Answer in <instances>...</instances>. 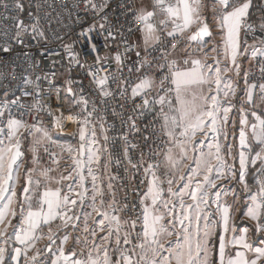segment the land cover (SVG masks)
I'll use <instances>...</instances> for the list:
<instances>
[{
    "label": "snow or ice",
    "instance_id": "snow-or-ice-1",
    "mask_svg": "<svg viewBox=\"0 0 264 264\" xmlns=\"http://www.w3.org/2000/svg\"><path fill=\"white\" fill-rule=\"evenodd\" d=\"M0 68V264H264V0H0Z\"/></svg>",
    "mask_w": 264,
    "mask_h": 264
},
{
    "label": "built area",
    "instance_id": "built-area-1",
    "mask_svg": "<svg viewBox=\"0 0 264 264\" xmlns=\"http://www.w3.org/2000/svg\"><path fill=\"white\" fill-rule=\"evenodd\" d=\"M173 2H175V0H173ZM258 2H259V0H258ZM24 3L27 5V4H28V0H24ZM253 15H255L254 17H259L260 13H259V9H258V8L255 9V11H253ZM250 42H251V39H250ZM37 58L39 59L38 56H37ZM55 59H59V57H55ZM42 63H43V66H44V70L47 71V70H48V68H47V61H43ZM248 68L251 69V73H252L253 75H258V68H257V67H254L252 64H248ZM10 71H11V69H8V70H7V72H9V73H10ZM25 71H31V69H26V68L17 69V72H25ZM0 73H5V70L2 69V68H0ZM17 78H18V77H17ZM17 78H13V84H15V79H17ZM63 79H64L63 76H60V75L57 76V80H58V81H61V82H62ZM0 86L7 87V84L3 81V77H2V76H0ZM257 101L260 102L259 99H258V97H257ZM74 127H76L75 124H74ZM56 132H57V130H56ZM54 134H55V133H54ZM157 134H158V135L160 134L159 125H157ZM70 135H71V134H70ZM70 135L60 134V136H63V137H64V136L68 137V136H70ZM61 142H63V141H61ZM55 150L58 151V149H55ZM44 162L47 163V158H46V157H45V161H44ZM61 164H63V163H61ZM61 167H63V166L61 165ZM112 171L115 172L116 170H115V169H112ZM138 179H139V177L137 178V180H138ZM137 180H133V181H132L133 186L136 185ZM140 191H144V188L141 187Z\"/></svg>",
    "mask_w": 264,
    "mask_h": 264
},
{
    "label": "crops",
    "instance_id": "crops-1",
    "mask_svg": "<svg viewBox=\"0 0 264 264\" xmlns=\"http://www.w3.org/2000/svg\"><path fill=\"white\" fill-rule=\"evenodd\" d=\"M254 11H255V10H254ZM254 16H255V15H253V17H254ZM254 18H258V17H254ZM216 39L219 40L220 38L217 37ZM209 47H211V45H210ZM221 47H222V45H221ZM212 55H215V54H212ZM208 62H212V61H211V57L209 58V61H208ZM243 67H244V68H248V63H245V64L243 65ZM228 75H229V76H232L233 74H232V73H228ZM257 104L259 105L260 102L257 101ZM235 222L238 223V224L241 226V228H242V226H243V227H244V226H248V225L251 223V222L248 221L247 219H245V220L243 221V223H242L241 220H240V213H239V212H237V215H236V221H235ZM45 243H47V241H41L37 246L43 248V246H44Z\"/></svg>",
    "mask_w": 264,
    "mask_h": 264
},
{
    "label": "rangeland",
    "instance_id": "rangeland-1",
    "mask_svg": "<svg viewBox=\"0 0 264 264\" xmlns=\"http://www.w3.org/2000/svg\"><path fill=\"white\" fill-rule=\"evenodd\" d=\"M69 126H70V122H69ZM69 130V127H68V129H67V131ZM61 132L60 130H57V132H55V134L54 135H59L60 136V134H66V135H69V133L68 132ZM76 131V127H74V130L72 131V132H75ZM98 135H99V130H98ZM61 137H63V136H61ZM64 137H66V136H64ZM104 143V141H103V138H102V136H100V144H103ZM102 162H103V157H102ZM61 163H64L63 161L61 162ZM62 166H63V164H61ZM238 224V223H237ZM239 225V224H238ZM243 227V226H242ZM77 251L78 252H80V251H82V252H84L85 254L87 253V249H80V248H78L77 249Z\"/></svg>",
    "mask_w": 264,
    "mask_h": 264
},
{
    "label": "bare ground",
    "instance_id": "bare-ground-1",
    "mask_svg": "<svg viewBox=\"0 0 264 264\" xmlns=\"http://www.w3.org/2000/svg\"><path fill=\"white\" fill-rule=\"evenodd\" d=\"M73 130H74V124H71V122H70L69 130L67 131V132L69 133V135H70L71 133H73V132H72Z\"/></svg>",
    "mask_w": 264,
    "mask_h": 264
}]
</instances>
